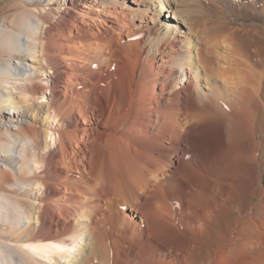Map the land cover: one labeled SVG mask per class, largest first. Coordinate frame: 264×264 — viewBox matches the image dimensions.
I'll return each instance as SVG.
<instances>
[{
    "label": "bare ground",
    "instance_id": "1",
    "mask_svg": "<svg viewBox=\"0 0 264 264\" xmlns=\"http://www.w3.org/2000/svg\"><path fill=\"white\" fill-rule=\"evenodd\" d=\"M29 3L0 23V264L75 244L67 264H264V24L211 31L185 0Z\"/></svg>",
    "mask_w": 264,
    "mask_h": 264
},
{
    "label": "rangeland",
    "instance_id": "2",
    "mask_svg": "<svg viewBox=\"0 0 264 264\" xmlns=\"http://www.w3.org/2000/svg\"><path fill=\"white\" fill-rule=\"evenodd\" d=\"M185 1L188 2V3L190 2L189 3L190 5L192 4L191 7H192L193 11L195 10L194 11L195 16H197L199 19L206 20L204 22L205 24L203 26H204V28L205 27L209 28L211 31H212V29H213V31L216 30L215 26H217V29H220L221 27L232 28L233 26H234L233 28H237V27L238 28H241V27L245 28V26H247V24L251 25V23H254V22H255V24L257 23L258 25L264 24V15L263 14H258V16L260 17L259 18L257 16V14L254 13V11H251L250 7L246 8L245 10L242 11L243 13L241 12V14H238V15H236V14H228V13L225 14V13H222L221 11H219L217 8H215V7H217L216 5H219V2L216 1V0H211V1H214V2H211L210 0H201V1L200 0H188V1L185 0ZM215 3H217V4H215ZM49 8H50V5L46 6V9L43 12H47L49 10ZM23 10L24 11H26V10L37 11L36 8H33V6L30 5L29 0H21V2H19V0H0V23L8 24L10 22V21L6 20V19H8V17H11V19H12V16L14 14L19 13V12L21 13ZM196 11H198V12H196ZM246 11L248 12V14H247ZM249 14H250V16H249ZM241 15H243V17ZM205 16H208L207 17L208 19ZM209 18H210V20H209ZM253 19H254V21H253ZM56 20H57V18L54 19V21H56ZM207 20H209V21L207 22ZM255 20H257V21H255ZM234 22H236L237 24L235 25ZM232 23L234 25L231 26ZM260 23H262V24H260ZM206 24H208V25H206ZM227 25H229L230 27L227 26ZM0 58H1V56H0ZM49 96H50V91L46 92L45 99L49 98ZM40 101L42 102V100H40ZM49 124L51 125V127H53L54 129H57V130L58 129H62V127H63V124L59 121V119L57 117H54V116H51V118L49 119ZM55 138H56V134H55V131H54V132H52V136L49 139V142L53 143V147L56 146V142H54ZM20 153H21V151H19V154ZM0 164H1V166L4 165V161H1ZM38 168H39V171H42L44 169V166L43 165H38ZM44 189H45L44 187L43 188L41 187L40 191H45ZM9 211H11V210L7 209L6 211L5 210L1 211V209H0V213H3L4 215H7V217H10V215H12L11 213H13V211L12 212H9ZM14 212H16V211H14ZM5 219H6V224L7 225H5V227L4 226H0V229H2V228H7L8 229L9 225H8L7 221H9V220L7 218H5ZM0 222H1V219H0ZM12 245H15V244H12ZM79 245L80 244H78V245L75 244L74 247H72L71 245H70L71 247L70 246L62 247L61 245H54V247L57 248V249H55L54 251L49 249V253L50 254H48L46 257H42V256H39V255H35V256L43 263L46 262L48 264H57V262H55V259H53V257L55 256V257L58 258L59 261L62 262V264H67L70 261V259L72 260L74 258V256L77 254ZM24 248L27 249L28 247L25 246ZM69 249L71 251V254H70L71 257L70 258H69V253H68ZM37 253H38V251H37Z\"/></svg>",
    "mask_w": 264,
    "mask_h": 264
}]
</instances>
